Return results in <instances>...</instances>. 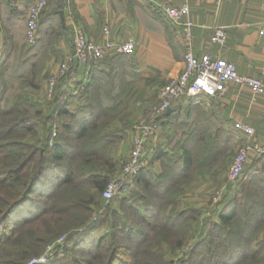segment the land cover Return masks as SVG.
Returning a JSON list of instances; mask_svg holds the SVG:
<instances>
[{"label": "trees", "instance_id": "trees-1", "mask_svg": "<svg viewBox=\"0 0 264 264\" xmlns=\"http://www.w3.org/2000/svg\"><path fill=\"white\" fill-rule=\"evenodd\" d=\"M47 3L39 38L31 45L23 36L25 7L9 0L0 4V252L22 242L21 256L27 258L33 240L40 239L24 231L35 223L47 225L57 213L86 210L87 203L105 209V216L83 222L66 238L61 248L71 247L73 264H148L140 256H149L146 249L158 232L188 228L193 235L195 212L180 208L177 192L195 177L214 176L233 137L204 121L202 127L192 119L185 126L173 114L161 115L157 123L164 142L155 154L159 172L146 167L131 179L117 210L102 205L101 193L117 165L112 151L129 132L136 108L156 104V90H149L160 82L141 79L133 52L110 55L83 64L86 70L77 80L71 69L56 82L45 105L38 106L30 96L42 87L41 64L48 50L57 54L59 41L69 37L59 14L66 0ZM247 170L237 180L239 190L218 209V221L209 223V231H202L189 251L169 262L158 254L149 264H264V155ZM49 235L52 240L58 234L49 230ZM185 239L181 236L176 245Z\"/></svg>", "mask_w": 264, "mask_h": 264}, {"label": "crops", "instance_id": "crops-1", "mask_svg": "<svg viewBox=\"0 0 264 264\" xmlns=\"http://www.w3.org/2000/svg\"><path fill=\"white\" fill-rule=\"evenodd\" d=\"M1 1L6 3V0H0V4ZM9 1L11 5L25 7V21L32 0ZM261 4L262 0H67L62 23L69 37L59 41V58L49 56L47 68L49 72L55 71L57 63L72 56L71 29L74 26L79 27L85 37L95 44H102L107 38L120 42L133 39L136 71L143 80L155 78L160 82L158 87H154L158 95L167 80L181 71L186 49L181 27L165 16L163 7L186 5L188 16L195 24L191 31L194 55L208 54L212 58H221L234 64L239 75L259 77L264 71V37L259 33L263 23ZM2 25L0 19V54ZM217 27L224 28L226 32L223 45L209 41ZM104 28L108 29L107 35L103 33ZM82 70H86L83 64L73 62V79L80 78ZM168 114H173L178 123L185 126L192 119L195 127L210 125L211 128L222 129L234 136L238 145L243 144L246 138L236 131L235 124L249 125L254 130L252 140L261 152H251L246 166L264 155V99L258 96L252 101V94L247 88L228 83L221 97L199 95L190 99L183 96L172 103ZM168 122H172L171 118ZM162 133L161 126L146 145L147 167L155 173L160 168L155 154L157 146L164 142L161 141ZM130 134H135L134 128Z\"/></svg>", "mask_w": 264, "mask_h": 264}, {"label": "built area", "instance_id": "built-area-1", "mask_svg": "<svg viewBox=\"0 0 264 264\" xmlns=\"http://www.w3.org/2000/svg\"><path fill=\"white\" fill-rule=\"evenodd\" d=\"M48 0H32L25 15L26 37L29 42L38 40L40 16L44 11ZM261 11L263 23L259 33L264 37V0H262ZM165 16L174 24L181 27L182 41L185 45L183 67L181 71L170 77L158 91V101L149 110L147 120L136 124L133 128L135 134L129 156L125 161L120 175L108 181L102 191L104 200H113L120 197L128 189V185L144 168L147 167L146 145L149 139L156 135L159 130L157 119L165 114L172 103L180 97H195L199 94L210 97H221L228 83H235L240 87L249 89L252 101L258 96L264 99V71L259 77H248L239 75L234 64L221 58H212L208 54L196 56L191 49L192 28L194 22L189 18V8L186 5L180 7H163ZM103 33L108 34L104 28ZM73 53L68 57L50 76L48 84L50 91L56 82L70 74L73 59L81 64H86L90 59L100 60L110 55L126 54L133 51L135 42L133 39L120 42L107 38L102 44H95L88 40L83 31L74 26L71 29ZM226 39L224 28L217 27L210 36V43L223 45ZM235 129L244 135L246 141L237 146L236 155L228 169L227 177L230 183L237 182L246 165L249 154L253 151L260 153V147L253 142L254 130L249 125L236 123ZM43 262L41 258L32 260L29 264Z\"/></svg>", "mask_w": 264, "mask_h": 264}, {"label": "rangeland", "instance_id": "rangeland-1", "mask_svg": "<svg viewBox=\"0 0 264 264\" xmlns=\"http://www.w3.org/2000/svg\"><path fill=\"white\" fill-rule=\"evenodd\" d=\"M49 1V0H48ZM67 2V0H66ZM50 7H45L43 13L40 17L39 22V30H38V38H39V32H40V24L42 17L49 11ZM24 40L27 44H33L32 42H29L26 37V24L24 21ZM50 37V36H49ZM66 39V38H65ZM50 42L52 41V37L49 38ZM57 48V47H56ZM55 48V50H57ZM48 57L54 56L55 58H59L58 52L57 54L52 53L54 51L48 50ZM47 60L46 63L41 64V66L45 67L43 70V73H39L38 75L42 76V87L38 92H35L34 95L30 96L33 100H35L37 105H45V103L51 98L54 86L52 88V91H50L48 79L53 74L54 71L49 72L47 68ZM42 61V60H41ZM40 61V62H41ZM64 61H60L57 63L58 68ZM40 76V77H41ZM150 93H154V89L149 90ZM157 97L156 102L157 103ZM155 105V104H154ZM150 106L148 109L143 110L141 107L136 108L134 113V119L133 123L131 125V128L128 133H125V136L116 144L112 151V159L116 162V168H115V174L112 176L111 179L117 177L120 175V172L122 170V167L127 160L130 149L132 146V140L134 135H131L132 128L139 123L145 122L147 120V115L149 110L154 106ZM56 136V130L52 133V138ZM233 138V144L232 147L225 156L224 160H222L221 165L216 167V171L214 176L212 177H195L189 182L183 183L181 185L180 191L177 192V199L179 200L181 206L180 208L183 209H192L194 210V214L196 216V220H194L190 225H193V235L190 237V230L188 228L185 231H182V228L177 231L176 233H163L161 234L158 232L157 237L154 239L153 243L148 246L146 251H148L150 254L149 256L143 255L140 256V261L143 263H151L152 261H155L158 254H161L162 259H165L166 261L175 260L177 258H181L182 254L186 251H189L190 247L196 242L200 236V234L203 232L209 231V223L213 221H218L217 219V213L218 209H221L222 206H224V203H227L225 201L230 200L236 193L237 190H239V183H230L227 177L228 169L236 155L237 152V146L238 142L237 139L232 136ZM228 163V164H227ZM227 164V165H226ZM225 165V167H224ZM247 165V162H246ZM227 166V167H226ZM250 166V165H249ZM246 166L245 172L248 171V167ZM117 174V175H116ZM242 178V177H241ZM109 179L108 181H110ZM107 181V182H108ZM240 181V180H239ZM129 187L125 193H123L120 197L115 198L113 200H104L101 193V204L109 207L111 209L117 210L120 207V201L125 198V196L129 193ZM81 193H76L75 196H80ZM37 197L36 195L34 196ZM24 209L21 210V213H24ZM86 210H80L77 211L75 209H71L68 215H64L61 213H57L55 215H52L50 219L47 222V225L45 223L39 222L32 225L31 228H29V231H24V236L30 235V232H33L35 234L34 237L37 239H40L38 241H34L32 245L29 248L28 257L22 259V250L21 244H25L22 242H19V244L8 246L5 248V251L0 252V264H8L12 260H17L18 262H21L22 264H29L32 260L41 258L43 262L38 264H73V254L71 252V247H66L67 250H63L61 248L63 244L66 241V238L71 234L73 231L79 229L82 223H89V222H95L100 216H105V209H95L90 204L87 205V203L84 204V208ZM57 211V209H55ZM58 212V211H57ZM20 213V215H22ZM78 216V217H77ZM85 225V224H84ZM54 227V228H53ZM31 229V230H30ZM136 229L134 228V231L132 233H136ZM49 230H56L57 236L54 237V239L50 240L49 237ZM27 232V233H26ZM165 235V236H164ZM186 236L185 241L182 240V245L178 247L176 245L177 240L181 236ZM259 235V234H258ZM261 235V234H260ZM259 235V236H260ZM263 237L259 238L262 239ZM10 253V255H9ZM7 254L8 256H6ZM189 255V253H188ZM248 264V262H242Z\"/></svg>", "mask_w": 264, "mask_h": 264}, {"label": "water", "instance_id": "water-1", "mask_svg": "<svg viewBox=\"0 0 264 264\" xmlns=\"http://www.w3.org/2000/svg\"><path fill=\"white\" fill-rule=\"evenodd\" d=\"M59 14H60L61 20L63 21L62 13H59ZM73 62L76 63L77 60L74 58ZM169 112H170V108L166 110L165 114H168Z\"/></svg>", "mask_w": 264, "mask_h": 264}]
</instances>
